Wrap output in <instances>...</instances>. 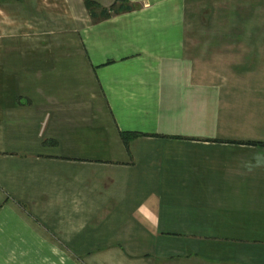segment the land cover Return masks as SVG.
<instances>
[{"label":"crops","instance_id":"1","mask_svg":"<svg viewBox=\"0 0 264 264\" xmlns=\"http://www.w3.org/2000/svg\"><path fill=\"white\" fill-rule=\"evenodd\" d=\"M93 1L2 2L0 264H264V0Z\"/></svg>","mask_w":264,"mask_h":264},{"label":"rangeland","instance_id":"2","mask_svg":"<svg viewBox=\"0 0 264 264\" xmlns=\"http://www.w3.org/2000/svg\"><path fill=\"white\" fill-rule=\"evenodd\" d=\"M4 1H10L12 2L11 5H8V9L6 11H8L9 13H11V17H12V25L11 27L13 29H16L17 31L22 30L23 28L27 27L25 25L26 21L21 19L20 13L23 12L24 8L27 5L26 2H31L33 4V7L36 6L35 12L37 11V13L39 14V19L35 20L32 19L31 23H35L37 22V26H35V28H44V29H53L58 25L59 19H53L56 18L57 16H53L54 13H57L58 11L61 12L63 5H62V0H0V29L3 30V25H4V9H3V4L2 2ZM34 12V13H35ZM42 16H44V18H42ZM52 17V18H50ZM30 24V23H27Z\"/></svg>","mask_w":264,"mask_h":264},{"label":"trees","instance_id":"3","mask_svg":"<svg viewBox=\"0 0 264 264\" xmlns=\"http://www.w3.org/2000/svg\"><path fill=\"white\" fill-rule=\"evenodd\" d=\"M126 1H127V0H116V2L112 5V9H115V10H116V7H117V4H118V3L123 4V3H125ZM85 3H86V5H87V7H88L89 9H92V8H94L95 6H96V7L98 6V4H97L95 1H93V0H85ZM104 10H105L106 16H109V15H110L109 10L106 9V8H105ZM120 134H121V137H122L123 141L125 142V144H126L127 146L129 145V142H130L131 139H133V138H135V137H137V136L140 135V133L135 132V131H121Z\"/></svg>","mask_w":264,"mask_h":264}]
</instances>
